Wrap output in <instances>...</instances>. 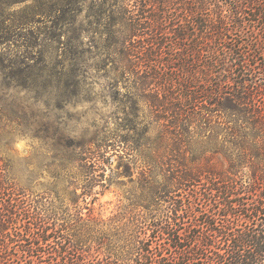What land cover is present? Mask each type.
Masks as SVG:
<instances>
[{"label":"trees","instance_id":"1","mask_svg":"<svg viewBox=\"0 0 264 264\" xmlns=\"http://www.w3.org/2000/svg\"><path fill=\"white\" fill-rule=\"evenodd\" d=\"M130 1H95L114 36L115 127L92 145L58 138L36 191L0 159V264H264V0ZM203 144L226 167L199 163ZM111 186L128 203L92 216Z\"/></svg>","mask_w":264,"mask_h":264},{"label":"rangeland","instance_id":"2","mask_svg":"<svg viewBox=\"0 0 264 264\" xmlns=\"http://www.w3.org/2000/svg\"><path fill=\"white\" fill-rule=\"evenodd\" d=\"M95 1L0 0V159L18 188L40 189L33 186L41 173V181L48 180L45 166L58 138L92 145L121 117L112 87L113 50L102 47L109 42L104 39L114 36L100 30ZM138 2H126L127 10L136 12ZM111 3L108 0L107 12L114 9ZM168 4L172 17L178 6ZM190 136L184 132V145ZM208 136L204 130L191 141L205 142ZM201 146L191 147L198 153L208 151L199 163L226 167L222 153L212 157L206 145ZM117 166L114 156L109 167ZM127 196L123 187L111 186L89 206L90 213L107 219L123 209Z\"/></svg>","mask_w":264,"mask_h":264}]
</instances>
